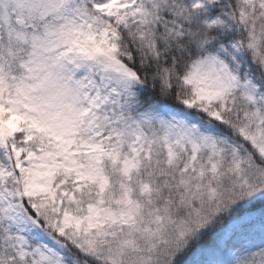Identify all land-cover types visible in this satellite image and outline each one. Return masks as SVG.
Masks as SVG:
<instances>
[{"label": "snow or ice", "instance_id": "snow-or-ice-1", "mask_svg": "<svg viewBox=\"0 0 264 264\" xmlns=\"http://www.w3.org/2000/svg\"><path fill=\"white\" fill-rule=\"evenodd\" d=\"M0 264H264V0H0Z\"/></svg>", "mask_w": 264, "mask_h": 264}]
</instances>
